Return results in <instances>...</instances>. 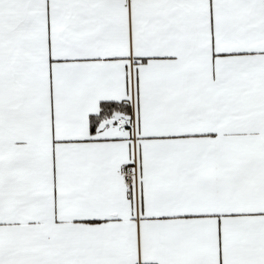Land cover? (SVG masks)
<instances>
[{
	"label": "snow or ice",
	"instance_id": "6c2138e0",
	"mask_svg": "<svg viewBox=\"0 0 264 264\" xmlns=\"http://www.w3.org/2000/svg\"><path fill=\"white\" fill-rule=\"evenodd\" d=\"M0 264H264V0H0Z\"/></svg>",
	"mask_w": 264,
	"mask_h": 264
}]
</instances>
